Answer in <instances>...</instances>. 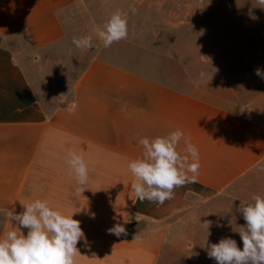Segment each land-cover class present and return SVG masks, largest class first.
<instances>
[{
  "label": "crops",
  "instance_id": "crops-1",
  "mask_svg": "<svg viewBox=\"0 0 264 264\" xmlns=\"http://www.w3.org/2000/svg\"><path fill=\"white\" fill-rule=\"evenodd\" d=\"M111 1L126 17H142L144 31L153 16L167 18L168 31L192 34L191 48L217 54L199 52L173 71L93 58L69 99L48 108L21 59L63 40L62 18L76 0H0V237L19 231L12 215L39 198L80 221L76 264H217L208 245L231 237L242 248L238 209L251 202L264 162V80L255 75L264 71V8L257 0ZM177 129L199 151L196 182L162 205L141 202L127 164L142 156L141 138ZM185 147L182 139L181 155ZM70 150L88 161L79 191ZM182 215L190 229L183 223L173 231ZM116 224L136 228L116 236L109 232Z\"/></svg>",
  "mask_w": 264,
  "mask_h": 264
},
{
  "label": "clouds",
  "instance_id": "clouds-1",
  "mask_svg": "<svg viewBox=\"0 0 264 264\" xmlns=\"http://www.w3.org/2000/svg\"><path fill=\"white\" fill-rule=\"evenodd\" d=\"M257 4L264 8V0H257ZM96 33L105 48L127 39L126 16L120 11L113 12ZM92 39L90 35L83 36L74 38L73 43L88 49L93 47ZM255 75L264 80V71L260 68L255 69ZM182 139L186 145L184 155L177 150ZM139 144L143 147L142 156L127 164L134 177L131 187L138 200L162 205L173 198L174 189L196 182L201 167L199 151L183 131L177 129L151 140L141 138ZM66 162L79 191L89 181L88 161L83 154L70 150ZM258 167L264 170V162ZM250 199L243 206L240 203L238 209L246 222L237 231L242 248L231 237L208 245L207 255L217 264H264V196L253 194ZM22 206V212L12 215L19 231L10 230L0 237V264H76L75 258L80 254L77 244L84 239V232L80 221L73 219L75 213L66 215L39 198ZM203 225L208 231L212 221H205ZM21 228L28 230L26 235ZM109 232L120 236L126 234V229L116 224Z\"/></svg>",
  "mask_w": 264,
  "mask_h": 264
},
{
  "label": "rangeland",
  "instance_id": "rangeland-1",
  "mask_svg": "<svg viewBox=\"0 0 264 264\" xmlns=\"http://www.w3.org/2000/svg\"><path fill=\"white\" fill-rule=\"evenodd\" d=\"M117 4V2H116ZM111 0H76L71 10L62 18L64 28L63 40L49 49L39 52L34 60L22 56L23 67L29 77L37 97L46 106L58 100L67 101L74 76L91 59L107 56L125 65L142 67L147 62L152 67L165 65L168 70H175L177 62L188 60L202 52L216 50H201L191 48L192 34L177 33L166 29V19L152 17L150 32L144 31L142 17H126L128 25L127 39L113 43L105 48L96 30L101 28L113 12ZM106 7L108 9H106ZM136 23V31L131 25ZM92 36L93 47L81 49L73 43L74 38ZM252 87V82H248ZM251 88H249L250 90ZM48 108H50L48 106ZM264 196V170L252 181L250 195ZM180 222V224H176ZM189 217L179 216L171 223L173 231L184 223L190 229Z\"/></svg>",
  "mask_w": 264,
  "mask_h": 264
},
{
  "label": "water",
  "instance_id": "water-1",
  "mask_svg": "<svg viewBox=\"0 0 264 264\" xmlns=\"http://www.w3.org/2000/svg\"><path fill=\"white\" fill-rule=\"evenodd\" d=\"M136 228V225H131L126 229V234L132 233ZM125 234V235H126Z\"/></svg>",
  "mask_w": 264,
  "mask_h": 264
},
{
  "label": "trees",
  "instance_id": "trees-1",
  "mask_svg": "<svg viewBox=\"0 0 264 264\" xmlns=\"http://www.w3.org/2000/svg\"><path fill=\"white\" fill-rule=\"evenodd\" d=\"M81 70H82V69H81ZM81 70H79V71L77 72V74L74 76L73 81H72V85H73L74 81L77 79V77L79 76ZM71 90H72V88H70V91H71ZM39 101H41L40 98H39Z\"/></svg>",
  "mask_w": 264,
  "mask_h": 264
}]
</instances>
